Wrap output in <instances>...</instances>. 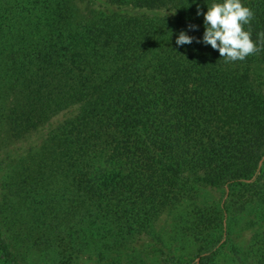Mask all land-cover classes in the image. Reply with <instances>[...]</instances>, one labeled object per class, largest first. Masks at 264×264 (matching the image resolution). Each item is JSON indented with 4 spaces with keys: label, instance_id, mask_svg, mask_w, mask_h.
Instances as JSON below:
<instances>
[{
    "label": "trees",
    "instance_id": "trees-1",
    "mask_svg": "<svg viewBox=\"0 0 264 264\" xmlns=\"http://www.w3.org/2000/svg\"><path fill=\"white\" fill-rule=\"evenodd\" d=\"M86 1L76 19L72 0H0V146L47 127L9 177L0 258L16 264L22 242L62 264L112 250L200 187L221 198L193 222L215 234L197 264L222 255L231 214L253 229L234 264H264V0L243 3L259 50L233 62L174 43L202 36L211 0Z\"/></svg>",
    "mask_w": 264,
    "mask_h": 264
},
{
    "label": "rangeland",
    "instance_id": "rangeland-1",
    "mask_svg": "<svg viewBox=\"0 0 264 264\" xmlns=\"http://www.w3.org/2000/svg\"><path fill=\"white\" fill-rule=\"evenodd\" d=\"M72 1L75 18L80 19L91 5L86 0ZM247 1L250 0H241L242 4ZM46 133L45 126L13 142L5 140L0 146V209L3 211L0 213V229L2 238L7 244H12V240L9 237L11 234L6 233L9 227L3 218L11 212H18L14 209L18 207L17 202L20 201L16 198L9 177L20 169L27 154L39 147ZM220 198L221 191L197 187L194 199L182 200L176 207L161 213L144 232L128 238L112 250H104L96 246L84 251L69 264H197L199 247L209 244L215 234L211 229H201V235L196 236L192 232L193 222L198 223L197 212H202L204 216L214 212ZM22 215H24L23 211ZM243 219L241 218L234 226V215L231 214L227 222L229 234L221 240L223 253L212 264H234V244L237 248L243 249L253 230L247 229L239 235L238 227ZM15 229L18 231L15 230L14 233L20 234L19 230L23 229V224L20 223ZM15 244L12 248L17 257L16 264H62L54 250L39 248L27 242ZM0 264L10 263L0 258Z\"/></svg>",
    "mask_w": 264,
    "mask_h": 264
},
{
    "label": "clouds",
    "instance_id": "clouds-1",
    "mask_svg": "<svg viewBox=\"0 0 264 264\" xmlns=\"http://www.w3.org/2000/svg\"><path fill=\"white\" fill-rule=\"evenodd\" d=\"M193 3L196 0H192ZM196 15L200 16L199 5ZM253 17V12L244 6L241 0H211L207 10L203 12V33L199 38L180 31L175 37L177 47L193 42L210 46L225 62L242 61L246 56L257 52L258 45L245 30ZM195 31V26H191ZM259 35V34H258Z\"/></svg>",
    "mask_w": 264,
    "mask_h": 264
}]
</instances>
